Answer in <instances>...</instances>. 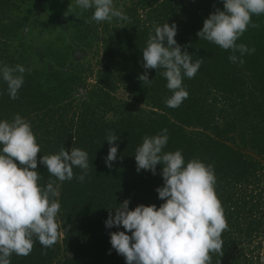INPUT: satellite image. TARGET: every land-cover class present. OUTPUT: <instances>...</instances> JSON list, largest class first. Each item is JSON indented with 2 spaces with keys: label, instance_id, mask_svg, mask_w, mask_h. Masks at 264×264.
Returning <instances> with one entry per match:
<instances>
[{
  "label": "trees",
  "instance_id": "obj_1",
  "mask_svg": "<svg viewBox=\"0 0 264 264\" xmlns=\"http://www.w3.org/2000/svg\"><path fill=\"white\" fill-rule=\"evenodd\" d=\"M34 2L37 5V0H0V66L22 65L27 70L16 99L10 98L0 76V121L11 122L20 115L30 122L41 148L38 161L43 155L57 154L61 147L70 151L75 146L88 153L89 169L83 182L77 167L72 180L60 182L38 163L41 186L46 187L49 180L59 186L60 236L48 248L34 237L30 254H13L11 264H126L110 243L112 232L126 230L106 227L109 210L114 215V208L125 200H130V210L165 203L156 191L164 184L162 166H157L155 175L137 172L134 156L145 136L160 134L164 128L169 136L165 152L180 150L186 163L195 158L214 166L215 190L227 228L221 235V251L211 253L212 264H264V15H254L252 22L259 27L249 26L237 41L255 52L242 57L236 52L238 60L233 63L231 50L197 35L210 14L217 8L224 10L222 0H132V5L120 9L127 20L100 23L92 20L94 9L83 10L76 0L67 16L68 3L49 0L48 10L65 15L67 28L59 19L42 26L50 35L60 30L45 41L47 46L40 53L41 61L48 58L53 68L46 64L39 70L27 64L25 45L19 40ZM166 22L177 25L175 39L192 61L203 59L194 78L184 77L189 95L177 108L165 103L173 93L160 74L164 69L147 70L150 84L138 78L146 71L142 50L149 34ZM93 43L101 45L104 64L95 84L89 86L88 70L75 53L78 44L91 47ZM242 77L257 84L258 95L241 91L245 88ZM229 80L232 84L226 86ZM223 84L225 88L220 89ZM121 87L135 102L116 96ZM236 90L240 108L232 114L224 109L216 113V93L230 101ZM213 94L215 98L210 99ZM242 129L247 131L234 135ZM110 132L119 137L111 169L105 163Z\"/></svg>",
  "mask_w": 264,
  "mask_h": 264
},
{
  "label": "clouds",
  "instance_id": "obj_2",
  "mask_svg": "<svg viewBox=\"0 0 264 264\" xmlns=\"http://www.w3.org/2000/svg\"><path fill=\"white\" fill-rule=\"evenodd\" d=\"M222 2L224 10L217 8L210 14L197 35L224 50H231L233 55L229 60L236 63V52L241 57L255 52V48L237 44V41L249 26L259 27L252 22V17L264 15V0ZM76 5L83 10L94 9L92 20L97 23L111 22L113 18L127 20L114 0H76ZM72 10L70 4L65 15ZM154 33L149 34L147 47L142 50V66L146 71L138 78L143 84H150L152 80L147 70L164 69L160 74L173 93L165 103L177 108L189 95L183 87L184 77L194 78L203 59L193 62L192 55L182 50L175 39L176 24L166 22L156 26ZM26 71L22 65L0 66V76L7 84L10 98H17ZM167 133L164 128L160 134L145 136L134 155L137 172L146 170L155 175L157 166H162L164 184L156 191L165 203L159 208L155 204H141L130 210V200H125L114 208V215L109 210L106 227L122 226L126 230L112 232L110 243L125 258L126 264H212L211 253L221 251V235L227 228L224 209L215 190L214 166L195 158L186 163L180 150L165 152ZM118 139L111 132L106 138L110 147L105 163L110 169L117 160ZM0 146V264H11L13 254H30L34 237L48 248L60 236L59 186L53 180H49L46 187L41 186L38 163L60 182L72 180L73 168H80L83 174L78 179L83 182L89 169V157L78 147L70 151L61 147L57 154L43 155L38 161L41 148L30 122L20 115H15L11 122L0 121Z\"/></svg>",
  "mask_w": 264,
  "mask_h": 264
},
{
  "label": "rangeland",
  "instance_id": "obj_3",
  "mask_svg": "<svg viewBox=\"0 0 264 264\" xmlns=\"http://www.w3.org/2000/svg\"><path fill=\"white\" fill-rule=\"evenodd\" d=\"M131 1L132 0H114V4H115L117 9L123 10L124 7H127V5H132ZM62 3H68L70 5V4H74V0H63ZM34 4L35 5L32 6L30 14L28 15L27 20L25 21L26 24L23 26V29L19 33V40L21 41V45H25L22 49H23V52L26 54L27 64L30 67L42 70L45 68V66L47 64L49 66L48 69H52L53 63L51 62V60L46 58L43 61H41L42 57L40 56V53H42V51L47 46L45 44V41L46 40L48 41L49 39L52 40L56 36L57 32H59L60 28L58 27V31H56V33L50 35V34H48V32H46L45 28L42 26L45 25L46 22H48L49 20L59 19V20L63 21L65 28H67V24L64 23L66 16L63 14L57 15V14H55L54 11L51 14V12L48 10V8L51 6L49 4V0L46 2H45V0H37V5L35 2H34ZM53 9L57 10L56 7ZM42 28H44V29H42ZM44 45H46V46H44ZM103 55L104 54H103V50L101 48V45H99L98 43H93V45L91 47L81 46L80 44H78V48H77V51L75 53V57L78 59L77 61H80L78 63H80L81 66H84L85 70H88L86 82L89 86L95 84L97 72L99 70H103L102 69L103 64H104V56ZM70 63H72V62H70ZM76 65H78V64H76ZM90 72H91V74H90ZM241 82L244 84L241 86L245 87L241 91H245L246 93H248L247 95H250V93H253L255 95L259 94L258 93L259 91L255 90L256 89L255 85H257V84L253 83L249 79L247 81L243 77L241 78ZM231 84H232V81L227 82V84H225V85L231 86ZM234 84L236 85V82H234ZM219 88L220 89L225 88L224 84L222 86H220ZM219 88H217V90ZM235 93H236V95L233 96L234 99L232 98V100H230V101H229L230 97H226L225 99H223L222 97H220V94L216 93V99L218 100V103H219V104L216 103V109H217L216 113H218L221 109H224L227 113L232 114L233 110L236 112V110L240 108V105L242 103L241 97L238 94L240 92L238 90H236ZM128 95H129V93L123 87H121L117 91V94H116V96L121 100H128L130 98L132 101L135 102V98L134 97H132V98L128 97ZM213 98H215L214 94L211 95L210 99H213ZM246 99H249V97L247 96ZM139 105H141V104H139ZM244 131H247V130L242 129V132H240V130H238V132L234 133V135L241 134ZM248 133H250V131Z\"/></svg>",
  "mask_w": 264,
  "mask_h": 264
}]
</instances>
